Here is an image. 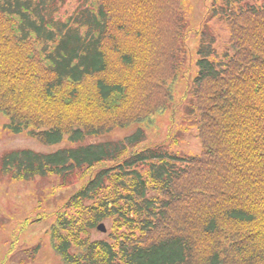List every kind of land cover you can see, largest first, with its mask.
Instances as JSON below:
<instances>
[{
  "label": "trees",
  "instance_id": "obj_1",
  "mask_svg": "<svg viewBox=\"0 0 264 264\" xmlns=\"http://www.w3.org/2000/svg\"><path fill=\"white\" fill-rule=\"evenodd\" d=\"M181 10L180 0H0L7 129L71 144L4 153L0 173L54 176L61 188L86 179L49 231L64 264H264V4L226 1L228 42L199 45L191 80ZM178 79L199 155L141 148V128L84 143L153 124L173 108ZM101 223L107 236L93 239Z\"/></svg>",
  "mask_w": 264,
  "mask_h": 264
},
{
  "label": "rangeland",
  "instance_id": "obj_2",
  "mask_svg": "<svg viewBox=\"0 0 264 264\" xmlns=\"http://www.w3.org/2000/svg\"><path fill=\"white\" fill-rule=\"evenodd\" d=\"M226 1L180 0L188 36L183 59L189 60L191 64L190 71L186 74L188 80L198 70L197 61L200 57L197 52L204 40L214 44V49L221 44L223 48L228 42V36L224 32V28L228 26L219 20L220 9L226 5ZM243 2L245 6L255 7L264 4V0ZM71 12L65 6L60 14L63 18ZM172 86L173 108L152 115L153 124L145 122L133 124L126 129H114L103 136L87 138L84 143L121 140L141 128L145 133L141 148L163 146L167 152L184 159L197 155L200 147L196 138V126L192 117L187 114V101L182 100L184 81L178 79ZM7 125V118L0 114V156L22 149L50 154L71 146L67 136L57 145H43L30 137V129L20 135H13L8 131ZM85 181L86 179L77 182L75 186L61 188L59 179L54 176L23 181L9 179L0 173V264H64L52 249L49 231L57 210L64 206ZM105 225L109 227L107 223ZM94 233L93 239L104 236L97 231Z\"/></svg>",
  "mask_w": 264,
  "mask_h": 264
},
{
  "label": "water",
  "instance_id": "obj_3",
  "mask_svg": "<svg viewBox=\"0 0 264 264\" xmlns=\"http://www.w3.org/2000/svg\"><path fill=\"white\" fill-rule=\"evenodd\" d=\"M97 230L104 233L105 232V227L103 224H100L98 227H97Z\"/></svg>",
  "mask_w": 264,
  "mask_h": 264
}]
</instances>
